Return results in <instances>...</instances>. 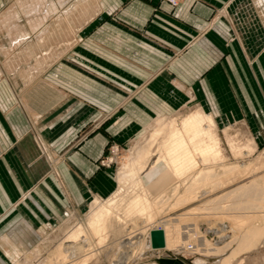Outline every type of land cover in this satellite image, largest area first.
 Listing matches in <instances>:
<instances>
[{"label":"crops","instance_id":"crops-1","mask_svg":"<svg viewBox=\"0 0 264 264\" xmlns=\"http://www.w3.org/2000/svg\"><path fill=\"white\" fill-rule=\"evenodd\" d=\"M14 1L0 13V35L7 39L0 46L7 63L0 70V264L27 258L30 247L43 241L45 218L59 223L72 202L112 191L111 176L96 164L108 131L87 127L77 135L97 114L84 101L63 110L70 94L97 87L107 108L112 90L105 80L141 83L138 99L155 114L162 106L173 110L175 102L196 97L205 104L207 98L220 122L229 117L232 125H245L253 142L264 139V0H178L174 7L164 0H23L22 6L18 0L9 6ZM217 9L231 13V21L214 14ZM111 11L116 19L107 16ZM59 18L55 36L39 43ZM224 30L232 34L228 47ZM16 46L22 47L11 55ZM47 46L55 53L41 54ZM180 50L186 52L171 58ZM50 61L58 63L54 70L42 71ZM176 75L183 82L179 92L172 88ZM132 107L109 132L124 136L131 117L145 122L147 114ZM67 127L73 136L59 141ZM74 143L65 161L57 158ZM25 197L31 206L21 202ZM13 209L19 213L7 212Z\"/></svg>","mask_w":264,"mask_h":264},{"label":"bare ground","instance_id":"bare-ground-1","mask_svg":"<svg viewBox=\"0 0 264 264\" xmlns=\"http://www.w3.org/2000/svg\"><path fill=\"white\" fill-rule=\"evenodd\" d=\"M23 4L21 0V6ZM247 10L245 8V11ZM65 20L69 21L68 18ZM60 21L55 20L47 34L44 30L46 32L38 36V42L43 43L51 38L56 27H61L57 24ZM50 52V47L40 49L41 54ZM34 64L39 65V62ZM219 143L211 113L196 109L180 117L166 120L160 115L150 132L147 148L140 151L132 160L124 162L118 173L120 185L130 183L137 185L141 190L125 204L126 215L130 218L135 217L136 225L146 221H156L161 214L183 209L187 204L204 195L203 190L221 186V179L224 175L232 173L246 175L252 172L251 163L246 162L222 164L220 172L214 170L210 161L215 163L222 156ZM229 146L235 155L244 154L239 152L241 149L238 150L239 146L231 140ZM245 150L249 154L252 147L247 145ZM262 158L258 156V161ZM231 193L236 195L237 200L230 202V205H217L219 207H216L217 209L222 208L223 210L219 216L208 217L207 213L205 218L201 217L197 214L201 207H195L188 208L177 216L165 217L166 219L161 220V223L157 220L161 230L166 234L163 238V245L156 248L167 247L171 250L175 246L185 247L186 243H182L180 235L186 234L189 237L199 223L198 221L206 219L208 231L213 235L219 234L214 239L203 237L201 240L193 241V246H191L193 253L198 254L199 258L212 259L216 264H232L235 259H238L237 264H242V254L255 249L264 239V215L261 214V212L264 213V174L249 184L231 190L225 196ZM216 200L217 198L209 200L208 203ZM121 202H123V197L118 195V189L106 201L95 198L88 210L85 225L79 224L71 230L66 239L54 248L55 250H50L49 260L47 259L45 263L55 260L62 264H87L92 256V243L97 241L95 244L100 245L105 242L110 233L121 237L123 230L118 225L123 223L124 218L115 212ZM234 211H241L244 214H230ZM191 220L194 222L191 225L192 228L187 225ZM125 242L130 243V241ZM198 264H200L199 260Z\"/></svg>","mask_w":264,"mask_h":264},{"label":"rangeland","instance_id":"rangeland-1","mask_svg":"<svg viewBox=\"0 0 264 264\" xmlns=\"http://www.w3.org/2000/svg\"><path fill=\"white\" fill-rule=\"evenodd\" d=\"M8 1L13 2L14 0H0V13L4 9L5 10L9 9V8H5L6 4H8L7 3ZM16 1L18 0H15L14 3L10 4L9 6L14 7ZM164 1L167 2L171 7H174L178 3V0H175L173 4L168 0H164ZM217 10L214 11V14L217 13V16L219 18L224 19L225 17L223 16H226L229 17V21H231L230 20L231 13L223 15L219 13L221 9H217ZM107 16L116 19L115 11H111L107 13ZM4 17L6 16L4 15ZM59 20H61V18H59ZM96 21L97 19L95 20V22ZM55 32L56 31L53 32L52 36H55L54 35ZM221 37L224 39L223 41L225 42L226 47H228L229 43L232 42L231 31L224 30V33L221 34ZM6 41L7 39L5 38V36L0 35V46L5 44ZM21 47L22 46L19 47L16 46L15 48H12L9 51L10 54L12 55L17 53V51ZM54 48L55 47L52 46L51 50H53V53H55ZM64 51L65 49L63 50V52ZM63 52L61 53L59 52L57 54L59 55L62 54ZM185 52H186L185 50L183 51L180 50L178 53L177 52L172 53L171 58L177 59ZM228 56H230L229 51L222 55L223 61L226 60ZM4 60L5 59L0 53V70L3 69L6 70L7 63ZM63 60L69 63L71 62L73 63V61L68 60L66 57H63ZM57 61L47 62L43 67L42 71H47V73L51 72L58 64ZM166 65L169 66V62ZM174 67L176 69L177 66L175 65ZM162 71L163 70L161 69V71L159 72ZM90 73L96 79L102 80L101 78L97 77V74L91 71ZM171 75H173V73ZM175 79L173 80L175 86H173L172 88L175 91L179 92L180 90H182L183 82L181 79L177 77V75ZM1 80H4V78L0 77V81ZM105 81L108 82L110 90H112V94L109 97L110 99L107 98L108 100L107 101L105 100L106 105L110 107L107 106L106 108L101 104L104 101L105 96L103 97V93L101 89L95 87V89L89 90L90 92L84 91L78 93L77 95L70 94L66 96L62 109L63 110L69 109V107H72L73 104H78L79 101H84V103L86 102L92 103V104L90 103L89 105L91 106V109L94 112V114L96 113L97 115L93 120L89 121L81 128H79L77 130V135L78 134L80 135V133H82V135L85 134L84 131L86 132L87 127H89L88 130H92V131L105 132L104 129L108 131V134L106 135L104 150L100 155V157L97 159L96 164L98 165L99 168L105 169L111 176L112 191L104 196L103 195L84 196L82 200H80L79 204L72 202V205L66 206L64 208V211L61 212L63 220H61L59 223H53L50 219L45 218V224H44L45 226H43L42 229L43 231L42 236L44 237L43 241H41L40 243L35 242L30 247L31 248L30 252L26 254L27 258L26 259L24 258V260L21 259L19 264H62L61 262H57L55 260L51 261L50 263H45V261H47L49 257V254L51 253L50 250L51 251L52 249L55 250L54 248H57L66 239L69 232H71V230L76 228L79 224L83 226L85 225L84 223H86L87 221L86 219H87L88 210L91 208L92 206L91 202L95 198H98L100 201H106L112 197V193L117 189H118V195L123 197V202L119 204L118 210L116 209L115 212L118 213L122 218H124L123 223L118 225L120 229L122 228L123 232L121 234V237L114 236L113 234L110 233L107 236L105 242L101 243L100 245L95 244L97 241L95 243H92V249H93L91 252L92 256L87 261V264H160L156 260V258L158 257L178 258L182 260L183 263L186 264H188L189 262L190 264H198V260L200 264H216L212 259L209 258L207 259V257L199 258L198 254L193 253V249H191V246H193V241L201 240L203 239V237L214 239V237H216V235L219 234L216 233L215 235H213L211 232L208 231L207 228L208 221L206 219L198 221L199 223H197L196 228L191 232L189 236L190 238L187 237L186 234L180 235L181 236L180 240H182V243L183 242L186 243V244L184 243L185 247H182L181 246L182 244L180 243L181 244L180 248L175 246L171 250L167 247L160 249L156 248L157 250L151 247L150 239H149V231L156 228L161 230L158 224L159 221L161 223L163 220H165L168 217L177 216L180 213L184 212L185 210H188V208L190 209L195 207H199V208L201 207L197 211L198 212L197 214H200V216L204 218L206 216L211 217V215L219 216L223 210L222 208H220L221 210L217 209L219 208L217 207V205H221V206H225L227 204L230 205V202H234L235 200H237L236 195H234L233 193H231L228 196H225V194H227L231 190L236 189L241 185L251 183L253 180L259 178L264 174V164H263L264 152H262L264 151V139L262 140L255 139V142H253L251 138L252 136L248 134L245 125L242 124L241 122H235V124L232 125L231 119L229 117H228V121L223 120L224 124L222 123V121L220 122L219 121L220 119H217V117L214 115L215 111L207 98L205 99L206 101L205 104L201 103L200 100L197 99L196 97L191 98L189 100L187 99L188 101L184 104L183 102L179 104L175 102L173 110H166L162 106V108L157 110L155 114V109L154 110L151 109L149 103H147L144 100L138 99V96L140 95V91L143 88L142 86H144L141 85V83H137V86L124 85L126 87L125 88L123 85L119 86L117 84L118 83L117 81H116L117 83L113 81H107V80ZM96 85H98V83ZM119 90L121 91V93H119L121 97L120 95L118 94L115 95L113 93V91L119 92ZM115 96L120 98V100H117L116 103H114L113 101V98L115 99ZM133 105L137 106L140 110H142L144 113L147 114L148 118H146L145 122L142 124L139 120H136L135 118L131 117L128 122L129 124L125 127L124 136L122 135L119 136V134H114L109 132L108 130L109 126L114 125L117 122V120L122 118L124 115L126 114L129 115L130 112H132L130 107H132ZM196 109H202L205 112L208 113L211 112V115L213 114L212 116L215 123V132L219 138V142H220L219 144H220L222 156L219 159H217L215 163H213V161H210V165L213 166L212 168L217 172H220L222 169L221 166L222 164L246 162V163H251L252 172L246 175H238L239 173L237 174L232 173L226 176L224 175L221 179V184H222L221 186L214 189L203 190L202 193L204 195L192 201L191 203L187 204L183 209H178L177 211L171 213L161 214L156 218V221H150V222L146 221L144 223H141L140 225L139 224L136 225V223L134 222L135 217L130 218V216L126 215L125 204L136 193H140L141 190L137 185L134 184L131 185L130 183H126L123 186L120 185L118 181V173L120 169L123 167L124 162L128 160L129 161L132 160L133 158L136 157V155L139 154L140 151L147 148L150 132H152V129L154 128L155 123L157 119L160 117V115L166 120L172 117H180ZM74 133L76 135V132ZM68 136H73V129L67 127L65 130H63V132L58 133L56 137L60 138L59 141L60 140L65 141V139ZM230 140L234 142L237 146H239L238 150L241 149L242 151L239 152L244 154H240L241 156L238 154L237 156L234 153H232L233 151L229 146ZM247 145H250L252 147V151L249 154L248 152L246 153L245 150ZM73 147L74 148L76 147V143L66 147V149L64 151H61L60 153L56 152L57 158H60L61 160L65 161L66 157L68 156L69 152L72 150ZM258 156H262L263 157L262 160L260 159V161H258ZM259 162L262 163L260 164ZM215 198H217L216 201H211V203L210 202L208 203L209 200H214ZM22 201H24L26 204L31 206L30 205L31 200L29 198L25 197L23 200H21V202ZM21 202H19L18 204L19 207L20 205H22ZM209 207L210 209L208 210ZM7 212L11 213L12 215H16L17 213H19V211L16 209ZM207 213L210 215H208ZM205 214L207 215L205 216ZM230 214L242 215L244 214V212L234 211V212H230ZM261 214L264 215V213L262 212ZM192 222H193L192 220L190 222L188 221L187 225L191 226L192 224H194V222L193 223ZM190 228H192V226ZM217 228L218 227L216 226V229ZM161 231L163 235L162 238H164L166 232H164L163 230ZM125 233L127 235H125ZM125 241H130V243L126 244ZM132 247H134L135 249L132 250L131 249ZM242 256H243L242 264H264V239L262 243H260L255 249L245 254H242ZM69 260H71V258ZM237 260L238 259H235L232 264H237Z\"/></svg>","mask_w":264,"mask_h":264},{"label":"water","instance_id":"water-1","mask_svg":"<svg viewBox=\"0 0 264 264\" xmlns=\"http://www.w3.org/2000/svg\"><path fill=\"white\" fill-rule=\"evenodd\" d=\"M150 245L153 248L163 245L162 231L160 229H152L149 231ZM157 262L160 264H183L182 260L170 257H158Z\"/></svg>","mask_w":264,"mask_h":264},{"label":"built area","instance_id":"built-area-1","mask_svg":"<svg viewBox=\"0 0 264 264\" xmlns=\"http://www.w3.org/2000/svg\"><path fill=\"white\" fill-rule=\"evenodd\" d=\"M169 2H171L172 4L175 2V0H168Z\"/></svg>","mask_w":264,"mask_h":264}]
</instances>
